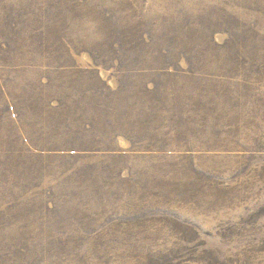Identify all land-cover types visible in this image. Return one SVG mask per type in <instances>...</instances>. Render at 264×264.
Returning a JSON list of instances; mask_svg holds the SVG:
<instances>
[{
    "label": "rangeland",
    "instance_id": "1",
    "mask_svg": "<svg viewBox=\"0 0 264 264\" xmlns=\"http://www.w3.org/2000/svg\"><path fill=\"white\" fill-rule=\"evenodd\" d=\"M0 264H264V0H0Z\"/></svg>",
    "mask_w": 264,
    "mask_h": 264
},
{
    "label": "trees",
    "instance_id": "2",
    "mask_svg": "<svg viewBox=\"0 0 264 264\" xmlns=\"http://www.w3.org/2000/svg\"><path fill=\"white\" fill-rule=\"evenodd\" d=\"M172 47H176V46H178V47H183V46H180V45H178V44H172L171 45ZM170 46V47H171ZM184 49H185V46H184ZM185 51H187V49H185ZM166 99V98H165ZM165 99H163V100H165ZM174 116V115H173ZM174 117H179V119H181V117H182V115H180V109H179V113H177V115H175ZM165 121H168V120H165ZM169 122V121H168ZM169 124H170V122H169Z\"/></svg>",
    "mask_w": 264,
    "mask_h": 264
}]
</instances>
